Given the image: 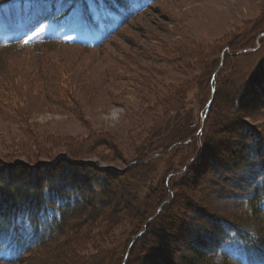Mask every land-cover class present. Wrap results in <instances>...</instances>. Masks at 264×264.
Here are the masks:
<instances>
[{
    "label": "rangeland",
    "instance_id": "rangeland-1",
    "mask_svg": "<svg viewBox=\"0 0 264 264\" xmlns=\"http://www.w3.org/2000/svg\"><path fill=\"white\" fill-rule=\"evenodd\" d=\"M129 1L135 7L149 2ZM87 3L90 25L82 23V13L76 10L62 30L41 26L38 31L43 35L62 33L66 39L92 44L111 21L128 14L97 11L91 0ZM152 3L102 47L48 43L0 49V163L32 169L67 158L81 167L104 171L118 192L127 182L148 174L136 189L139 200L146 201L138 206L147 210L158 194L151 193L152 188L169 168L166 160L151 169L133 167L134 157L149 147L155 151L164 143L184 138L196 127L203 128L206 112L202 107L210 87L205 70L211 62L217 64L211 83L215 79L219 83L207 120V133L212 135L204 159H231L226 148L237 149L234 125L238 119L264 135L263 99L256 96L260 86L264 90V0ZM45 11L37 7L35 14L41 17ZM7 24L0 20V39L8 32ZM234 92L244 103L236 115L231 108ZM171 106L175 113L162 119ZM226 122L230 123L228 129H223ZM200 173L204 172L199 168L193 170L187 184L195 181V186L178 193L179 205L173 210L179 214L189 201H198L197 205L207 204L215 215L231 218L234 204L216 201L214 194H224L227 200L232 187L227 192L218 189L222 185L215 173L210 174L213 182L198 181ZM150 177H154L152 183ZM127 203L128 198H123L99 216H78L46 249L27 255L18 264H113L110 246L136 232L143 216V210L134 208L135 218H127L131 209ZM145 230L143 226L141 232ZM79 236L82 243L76 247ZM175 239V250L161 242L151 248L149 237L134 251L155 253L162 261L182 264L190 250L184 235Z\"/></svg>",
    "mask_w": 264,
    "mask_h": 264
},
{
    "label": "trees",
    "instance_id": "trees-1",
    "mask_svg": "<svg viewBox=\"0 0 264 264\" xmlns=\"http://www.w3.org/2000/svg\"><path fill=\"white\" fill-rule=\"evenodd\" d=\"M9 1L11 0H0V4ZM19 1L60 3L66 10L64 14L67 15L74 9L80 10L86 23L90 25L92 22L91 15H88L86 9L88 5L86 0ZM91 1L98 11L121 13L124 10L128 11L127 8L130 7L129 0ZM157 1L154 0V2ZM79 4L82 5L81 9H78ZM98 4H102V7L99 8ZM152 4L151 2L132 11L130 15L126 14L114 19L109 25L113 29L105 33L104 39L98 45L78 44L88 49L102 47L130 20L151 8ZM48 43L76 42L58 37L37 36L29 42L0 41V49L13 46L35 48ZM213 64L214 62L208 64L205 70V80L210 87L202 107L203 112L204 110L206 112L203 128L196 127L186 136L188 139L184 137L164 143L155 151L149 147L148 150L134 157L133 167L151 166L149 168L151 169L157 163L166 160L169 168L163 174L161 181L152 188L151 193L158 191V194L151 208L146 207L147 210L144 206H142L143 209L138 206L146 201L139 200V190L136 189L142 183L139 181L148 179V174H142L137 181L132 179L118 192L104 171L90 167L88 169L86 165L81 167V164L67 158L60 160L59 163L41 165L32 169L0 163V264L21 263L27 255L37 254L46 249L53 238L55 239L65 227H70L69 225L82 214L99 216L108 207L117 205L119 201L122 202L123 198H128L127 206L131 208L127 218H135L132 211L134 208L143 210V216L138 220L139 228L136 232L128 234L126 238L117 240L110 246L109 258L113 255V264L115 262L117 264H173L160 260V255L155 253L142 255L138 250L135 252V247L145 244L150 237L151 248L161 242L163 247H173L175 250V238L183 235L190 250V257H183L182 264H264V135L238 119L234 125L237 149L226 148V153L231 159L224 158L222 162L209 158L205 160L203 157L204 148L209 145L212 135L207 133V120L218 93L219 82L215 79L214 85L211 83L213 71L217 66ZM211 89L214 91L211 105L208 107ZM235 94L236 92L231 97L233 99L231 108H235L236 115L244 103ZM259 95L264 104V90L261 86L256 96L259 97ZM174 113V106L167 107L162 119ZM229 124L226 122L223 129H228ZM168 140L169 138L166 141ZM198 168L204 172L200 173L198 181L204 179L207 183L213 182L214 178L211 175L215 173L216 176L219 174V184L222 185L218 189H224V192H227L230 190L227 188L232 187L233 193L227 200L224 194H222L223 197L218 193L214 194L216 201L234 204L236 210L229 215L231 218L215 215L212 210H208L207 204L206 208L197 205L198 201H189L179 214L173 210V206L177 208L179 205L176 202L178 193L195 186V181H192L190 185L187 181L190 180L193 170ZM233 173L236 176H232ZM153 178L150 177L148 182L152 183ZM161 219L163 220L160 221ZM94 220L92 218L90 221L94 222ZM90 224L92 226V223ZM143 226L146 230L141 232ZM136 233L140 234L133 240ZM81 243L79 236L76 247ZM6 251L10 253L8 257L5 255Z\"/></svg>",
    "mask_w": 264,
    "mask_h": 264
},
{
    "label": "water",
    "instance_id": "water-1",
    "mask_svg": "<svg viewBox=\"0 0 264 264\" xmlns=\"http://www.w3.org/2000/svg\"><path fill=\"white\" fill-rule=\"evenodd\" d=\"M212 97H213V91H212V93H211V95H210V99H209V101H208V103H207V106H208V107H209V105H210V103H211ZM204 118H205V114H204V116L202 117V122H204Z\"/></svg>",
    "mask_w": 264,
    "mask_h": 264
}]
</instances>
